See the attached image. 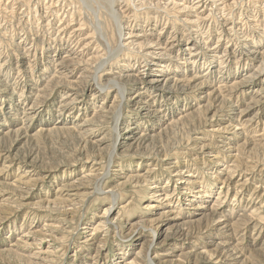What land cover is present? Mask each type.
I'll list each match as a JSON object with an SVG mask.
<instances>
[{"label": "rangeland", "instance_id": "1", "mask_svg": "<svg viewBox=\"0 0 264 264\" xmlns=\"http://www.w3.org/2000/svg\"><path fill=\"white\" fill-rule=\"evenodd\" d=\"M0 264H264V0H0Z\"/></svg>", "mask_w": 264, "mask_h": 264}]
</instances>
